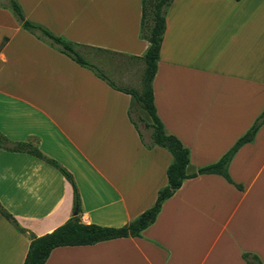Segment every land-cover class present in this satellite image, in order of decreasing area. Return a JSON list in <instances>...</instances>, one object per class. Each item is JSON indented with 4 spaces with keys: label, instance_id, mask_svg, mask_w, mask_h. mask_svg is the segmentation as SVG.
I'll use <instances>...</instances> for the list:
<instances>
[{
    "label": "crops",
    "instance_id": "obj_1",
    "mask_svg": "<svg viewBox=\"0 0 264 264\" xmlns=\"http://www.w3.org/2000/svg\"><path fill=\"white\" fill-rule=\"evenodd\" d=\"M17 1L115 86L138 90L149 46L142 0ZM164 21L153 104L164 132L187 148L191 174L219 160L264 110V0H171ZM118 88L0 6V205L21 227L52 231L72 215L73 194L45 159L6 148L16 143L71 174L83 223L121 226L154 204L172 155L144 137L131 112L144 126L149 115ZM227 172L241 189L217 173L185 178L139 236L58 246L44 264H247L243 253L264 264V121ZM28 246L0 213V264H23Z\"/></svg>",
    "mask_w": 264,
    "mask_h": 264
},
{
    "label": "trees",
    "instance_id": "obj_2",
    "mask_svg": "<svg viewBox=\"0 0 264 264\" xmlns=\"http://www.w3.org/2000/svg\"><path fill=\"white\" fill-rule=\"evenodd\" d=\"M170 2L171 0H142L140 35L148 41L149 46L143 56L144 70L141 78L140 90L133 88H118L115 86L97 66L89 62V60L80 53L77 44L57 36L41 24L27 19L17 0L0 2V6L8 8L25 30L38 37L44 38L50 45L68 55L77 63L90 68L100 78L106 80L112 87L132 94L140 107L147 112L151 119V123L145 125L151 129L152 143L165 148L172 155V161L166 168L167 184L158 190L154 204L128 223L114 227L102 226L94 223L86 224L80 221L78 215L80 212V199L77 186L71 174L59 163L53 159L45 158L37 149L27 144L16 143L11 147L6 146V148L12 150H26L45 159L48 163L56 167L72 186V215L67 221L54 228L52 231L39 236L21 227L14 217L0 205V213L20 232L26 233L29 237V246L23 264H44L50 251L58 246L93 244L117 237L139 236L141 231L155 220L162 202L181 185L185 178L193 177L201 173H217L222 175L228 182L235 184L237 188L241 189V185L234 183L229 177L227 165L239 146L249 141L254 136L256 130L264 121V110L252 124L250 129L240 136L234 145L224 153L219 160L201 167L191 174L185 172V167L188 163L187 148L184 147L175 136L164 132L162 123L155 113L151 82L155 72L156 61L158 59L159 48L165 27L164 12ZM2 141L5 142L6 140L2 138ZM242 257L247 264H262L254 254L243 253Z\"/></svg>",
    "mask_w": 264,
    "mask_h": 264
},
{
    "label": "rangeland",
    "instance_id": "obj_3",
    "mask_svg": "<svg viewBox=\"0 0 264 264\" xmlns=\"http://www.w3.org/2000/svg\"><path fill=\"white\" fill-rule=\"evenodd\" d=\"M109 57H111L112 59H115V60H116V57H117V56H113V55H112V56H109ZM143 70H144V65H143L142 68H140V75H139L138 79L136 80V82L134 83V86H135L138 90L141 89V78H142ZM113 82H114V81H113ZM114 83H115V82H114ZM118 83L121 84L119 81H118ZM131 114H132L133 119H134L135 122L137 123V125H139V127H140V129H141V132H142V134L144 135V137H145L147 140H149V135H151V134H150L151 129L143 125V123L141 122L140 117H139L135 112L132 111Z\"/></svg>",
    "mask_w": 264,
    "mask_h": 264
}]
</instances>
